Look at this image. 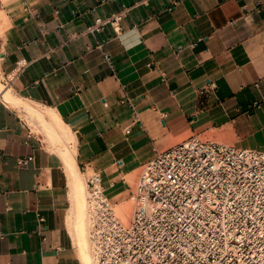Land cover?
Masks as SVG:
<instances>
[{
	"label": "crops",
	"instance_id": "1",
	"mask_svg": "<svg viewBox=\"0 0 264 264\" xmlns=\"http://www.w3.org/2000/svg\"><path fill=\"white\" fill-rule=\"evenodd\" d=\"M0 85V264H84L64 157L6 94L116 206L156 149L198 137L264 151V0H0Z\"/></svg>",
	"mask_w": 264,
	"mask_h": 264
},
{
	"label": "built area",
	"instance_id": "2",
	"mask_svg": "<svg viewBox=\"0 0 264 264\" xmlns=\"http://www.w3.org/2000/svg\"><path fill=\"white\" fill-rule=\"evenodd\" d=\"M169 2L171 9L178 0ZM123 14L97 17L86 33L117 26ZM126 102L124 95L121 104ZM132 109L134 125L139 115ZM88 188L96 264H264V151L198 137L156 149L131 193L128 222L100 175L91 176Z\"/></svg>",
	"mask_w": 264,
	"mask_h": 264
},
{
	"label": "bare ground",
	"instance_id": "3",
	"mask_svg": "<svg viewBox=\"0 0 264 264\" xmlns=\"http://www.w3.org/2000/svg\"><path fill=\"white\" fill-rule=\"evenodd\" d=\"M1 88H2V86L0 85V89ZM5 98H6L7 103H10L14 106L15 105H23L24 108L26 110H28V112L33 117V119L38 120L44 126V128L46 129V131L49 134V137L52 139L54 145L58 148L60 153L63 155L65 163H66L67 168H68V171H69L71 177L73 178L72 180L74 181L73 193L75 191L74 194H76L77 205H78L77 217L79 216L77 218L78 219L77 228H75L77 230H75V231H76V233H78V235H77L78 236V239H77L78 240V246H79L78 249H80L79 251L81 252V257H82L81 259L83 260L84 264H96L94 254H93V250H92L91 241H90V230H91L92 223H93V217H92V215L89 211V208H88V196H89L88 181L92 175L87 177L86 181L84 180L83 175H81L79 173V171L76 167V164H75V161L72 157L71 151L64 145L62 137L55 132L54 128L51 126V124L48 122L46 117L41 112L35 111L31 107H29L28 104H25L22 101H19L16 97H14V95L12 94L11 91H9L6 94ZM59 123L61 124V122H59ZM61 130L64 131L63 127L61 128ZM64 133H65V131H64ZM73 198H75V197H73ZM131 201L133 203L132 199H131ZM123 204H125V203H123ZM123 204H121L119 206L116 205L115 208L118 207L119 212L124 217V219H123L119 215L123 219V221L128 222L129 220H127V217L124 213L125 207L122 206ZM74 209L76 210L77 207L76 208L74 207L73 210ZM75 215H76V213H75ZM75 215L73 214V217ZM73 223H75V222H73ZM75 227H76V225H75Z\"/></svg>",
	"mask_w": 264,
	"mask_h": 264
},
{
	"label": "rangeland",
	"instance_id": "4",
	"mask_svg": "<svg viewBox=\"0 0 264 264\" xmlns=\"http://www.w3.org/2000/svg\"><path fill=\"white\" fill-rule=\"evenodd\" d=\"M140 173H141V169L138 170L137 173H135V175L126 177V182H127L128 186H129V189H130V191L128 192V197H127L126 200L121 201L119 203H116L117 206L121 205V203H125L122 206L125 207L124 213H125V215L127 217V220H130V218L132 216V213H133V210H134V201L132 203L130 198H131L132 191L134 192L135 189H136V185H137ZM94 174L95 173L92 171V175H94ZM115 209H116L117 213L124 219V217L119 212L118 207H116Z\"/></svg>",
	"mask_w": 264,
	"mask_h": 264
}]
</instances>
